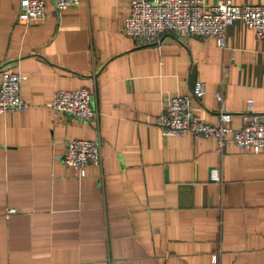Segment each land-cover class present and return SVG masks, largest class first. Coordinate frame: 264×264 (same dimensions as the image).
Segmentation results:
<instances>
[{
  "label": "crops",
  "instance_id": "crops-1",
  "mask_svg": "<svg viewBox=\"0 0 264 264\" xmlns=\"http://www.w3.org/2000/svg\"><path fill=\"white\" fill-rule=\"evenodd\" d=\"M130 2L45 0L44 17L25 22L19 0H0V81L18 73L28 102L0 115V264H264V154L154 123L164 93L198 80L191 110L206 122L223 108L240 127L251 99L263 112L264 39L235 20L223 47L170 30L142 44L123 30ZM80 87L97 119L54 114L53 94ZM78 138L102 152L79 177L62 159Z\"/></svg>",
  "mask_w": 264,
  "mask_h": 264
},
{
  "label": "built area",
  "instance_id": "built-area-1",
  "mask_svg": "<svg viewBox=\"0 0 264 264\" xmlns=\"http://www.w3.org/2000/svg\"><path fill=\"white\" fill-rule=\"evenodd\" d=\"M56 10L74 7L79 0H51ZM45 0H19V19L25 22L44 17ZM130 12L124 20L126 35L142 44L159 45L162 33L174 31L180 35L215 38L224 46L226 28L240 20L252 28L258 39H264V4H235L231 0H217L207 4L205 0H131ZM22 77L16 72H3L0 81V115L21 112L28 102L20 95ZM205 92V84L198 80L193 89L184 94L164 93L155 125L165 135H182L190 132L196 135L213 136L219 148L229 141L239 146L244 153L264 154V111L252 109L248 100L242 113V124L232 128V114L220 109L214 123L197 117L191 110V102ZM217 99L223 100L216 92ZM49 107L54 114L64 112L83 121H95L98 117L94 98L89 88L59 90L52 96ZM101 140L78 138L64 143L63 162L74 169L77 176L85 174V166L100 165L102 161ZM217 179V178H215ZM11 208L8 214L14 212Z\"/></svg>",
  "mask_w": 264,
  "mask_h": 264
}]
</instances>
